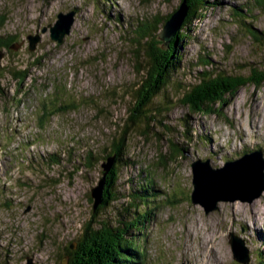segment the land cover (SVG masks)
Here are the masks:
<instances>
[{"label":"rangeland","instance_id":"374dc122","mask_svg":"<svg viewBox=\"0 0 264 264\" xmlns=\"http://www.w3.org/2000/svg\"><path fill=\"white\" fill-rule=\"evenodd\" d=\"M221 2L193 21L183 60L200 67L198 54L207 52L227 68L253 62L251 76L260 81L264 44L252 42L229 13L253 0ZM179 3L0 0V36H13L10 48L0 50V264H60L65 247L82 238L85 227L113 224L116 210L127 208L128 194L140 181L151 185L145 229L131 227V238L144 249L140 264H240L229 240L247 251V264H264V189L252 201H219L208 213L190 201L192 162L207 160L219 168L246 155L262 161L264 176V80L259 88L243 85L212 115L189 111L174 90L170 109L154 111L147 103L141 114L130 112L144 102L151 79L144 48L152 26L157 35L162 28L153 19ZM72 11L69 33L60 43L52 41L57 14ZM254 15L253 26L264 30V10L256 7ZM141 25L150 30L147 39L137 30ZM27 36L39 37L32 51ZM37 57L39 65L18 86L10 71ZM252 67L236 66L233 72L248 76ZM58 101L74 107H59ZM43 103L49 111L42 110ZM43 111L52 115L42 118ZM173 142L185 143L187 152L180 155ZM114 146L131 164L119 166L115 192L93 211L90 192L103 175L102 157L116 156ZM50 153L64 159L47 166Z\"/></svg>","mask_w":264,"mask_h":264},{"label":"trees","instance_id":"16d2710c","mask_svg":"<svg viewBox=\"0 0 264 264\" xmlns=\"http://www.w3.org/2000/svg\"><path fill=\"white\" fill-rule=\"evenodd\" d=\"M181 1V0H180ZM189 5V13L184 19L182 26L179 31L172 37L167 45L166 49H163V43L159 40L158 35L153 33L157 30L156 26H152L151 29V41L146 42L144 51L151 60V79L145 82V100L139 106H133L130 112L134 116L144 112L142 108L149 103L152 110H158L161 106L167 105V108L173 107L172 96L174 90L176 95H180L179 101L188 108L189 111L197 114L212 115L218 112L220 106L229 104L230 98L245 84L254 83L258 88L262 85L264 77L259 81V79H254L251 74L255 73V69L251 66L253 62L245 63H230L228 68L221 65V61L212 59V54L204 52L199 53L195 64L200 67H195L193 61L183 60L184 58V47L189 38L191 25L194 20L204 17L205 12H207L212 4L222 3L221 0H186ZM256 7H260L264 10V0H253L250 2H242L232 6L231 19L236 20V23L240 30L248 33L252 42H257L260 45L264 44V30L257 29L253 26L256 21V15H254V10ZM107 12V9H105ZM161 16L153 20V25L163 26L165 20L169 16ZM108 18H111L107 12ZM247 17V18H246ZM155 19V18H154ZM141 26H137V30L143 32L146 39L149 36L150 30L142 31ZM146 34V35H145ZM144 37V38H145ZM13 36L6 35L0 36V50L3 48L9 49L12 45ZM42 57H37L29 64L25 65L23 69H17L10 71L13 79L17 81L19 86L23 79H25L32 67H37L41 61ZM237 69H249L250 75L244 76L243 74H236L234 71L235 67ZM182 79H187L182 81ZM147 95V96H146ZM158 99V100H157ZM57 105L59 107H74L73 103H63L58 101ZM42 110L48 109V106L44 103L41 105ZM43 111L42 118L45 116H51L52 113H45ZM49 111V110H46ZM160 111V110H159ZM185 118H189L186 115ZM127 121L133 123V118H127ZM128 126H126L127 128ZM186 135H189L185 132ZM124 138V136H122ZM203 138V137H202ZM116 142V141H115ZM197 142H202L199 136ZM178 148L182 151L180 155L187 152L185 143L176 144ZM106 153V148L104 149ZM251 151L242 152L241 155L250 153ZM67 156L69 158L74 157L73 150H67ZM114 153L116 156L113 157V163L111 167L106 172V182L103 189L102 203L99 205H105L106 200L115 192L112 187L115 185V181L118 179V170L120 165H130L127 158H124L121 153L118 152L117 147L114 146ZM122 155V156H120ZM109 155H105L102 158L107 160ZM89 158L92 160L94 156L89 154ZM46 164H59L60 160L64 159L58 153L46 154L45 158ZM229 159V158H228ZM231 160V158L229 159ZM162 161H160L159 164ZM103 173V171H102ZM151 185H147L142 181L138 182L136 187L128 194L130 197L129 204L126 209L116 210V215L114 221L115 224L98 223V227L90 229L88 233H95V235L100 238L111 237L116 239V245L113 253L105 252L102 255L98 252L99 242L95 239H89V243L86 246H77L75 249H67L62 255H67L66 264H140L144 258V249L139 246L138 240L136 238H131L133 229L136 232H142L145 227L146 219V206L150 202L146 199L148 196V191ZM107 198V199H106ZM90 199H94L90 196ZM144 199V200H143ZM97 208V207H96ZM95 211V210H94ZM84 229V236H87L86 230ZM83 237V236H82ZM102 240V239H101ZM97 248V249H96ZM67 249V250H66ZM71 251V252H70Z\"/></svg>","mask_w":264,"mask_h":264},{"label":"water","instance_id":"95a60500","mask_svg":"<svg viewBox=\"0 0 264 264\" xmlns=\"http://www.w3.org/2000/svg\"><path fill=\"white\" fill-rule=\"evenodd\" d=\"M188 13L189 5L186 0H181L178 6L170 12L161 31L158 33V38L163 43V49L167 48L172 37L179 31ZM72 15L73 11L66 14L62 12L57 14V20L50 27L52 41L60 43L64 36L69 33L74 21ZM27 38L29 41L28 49L32 51L39 37L27 36ZM112 163L113 157H109L107 162L103 164L102 177L99 179L98 184L91 189L90 196L94 199L93 211L102 203L106 172ZM191 167L193 189L190 194V201L194 204H200L206 213L215 210L219 201H233L236 199L252 201L264 189L263 163L260 159L244 155L239 160L219 168H212L207 160H199L192 162ZM229 243L233 259L240 264H247L249 256L242 245L234 240H229ZM70 248H75V243L70 244ZM67 259L68 256L66 255L60 264H66Z\"/></svg>","mask_w":264,"mask_h":264},{"label":"flooded vegetation","instance_id":"af4514ba","mask_svg":"<svg viewBox=\"0 0 264 264\" xmlns=\"http://www.w3.org/2000/svg\"><path fill=\"white\" fill-rule=\"evenodd\" d=\"M153 20H156L157 19H153ZM90 230H86V233L85 234H88L87 236H84L83 234V237L80 238V239H77L74 243H75V247L76 246H86L88 243H89V239H95L96 241L99 242V246H98V252L100 254H102L103 256L106 255L104 254L105 252H110V253H113L114 249H115V245H116V239L114 238H111V237H105V238H100L99 236L95 235V233H88ZM102 239V240H101ZM71 249V248H70ZM75 249V248H73ZM97 249V248H96ZM71 252V251H70Z\"/></svg>","mask_w":264,"mask_h":264}]
</instances>
